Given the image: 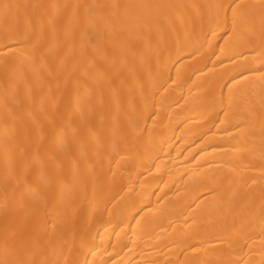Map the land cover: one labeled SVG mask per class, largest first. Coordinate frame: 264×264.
Returning a JSON list of instances; mask_svg holds the SVG:
<instances>
[{"label":"bare ground","instance_id":"6f19581e","mask_svg":"<svg viewBox=\"0 0 264 264\" xmlns=\"http://www.w3.org/2000/svg\"><path fill=\"white\" fill-rule=\"evenodd\" d=\"M0 264H264V0H0Z\"/></svg>","mask_w":264,"mask_h":264}]
</instances>
